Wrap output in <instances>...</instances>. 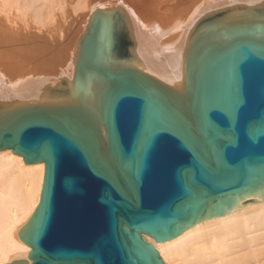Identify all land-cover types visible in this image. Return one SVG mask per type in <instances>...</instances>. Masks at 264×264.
Wrapping results in <instances>:
<instances>
[{"label":"water","instance_id":"obj_1","mask_svg":"<svg viewBox=\"0 0 264 264\" xmlns=\"http://www.w3.org/2000/svg\"><path fill=\"white\" fill-rule=\"evenodd\" d=\"M185 61L182 94L101 70L109 157L91 120L61 105H0V150L45 164L20 230L31 264H164L140 234L172 238L264 182V20L216 26Z\"/></svg>","mask_w":264,"mask_h":264},{"label":"bare ground","instance_id":"obj_2","mask_svg":"<svg viewBox=\"0 0 264 264\" xmlns=\"http://www.w3.org/2000/svg\"><path fill=\"white\" fill-rule=\"evenodd\" d=\"M256 19L264 0H0V53L10 56L0 55V105H61L91 120L109 157L101 70L131 69L182 94L195 38ZM6 42L22 47L20 58L13 50L9 59ZM44 176V163L0 150V264L32 263L20 230L40 206ZM226 197L222 215L166 240L140 237L164 264H264V182Z\"/></svg>","mask_w":264,"mask_h":264},{"label":"rangeland","instance_id":"obj_3","mask_svg":"<svg viewBox=\"0 0 264 264\" xmlns=\"http://www.w3.org/2000/svg\"><path fill=\"white\" fill-rule=\"evenodd\" d=\"M1 45H2V44H1ZM1 45H0V46H1ZM3 46H4V48L8 47L7 42L4 43ZM5 46H6V47H5ZM9 46H11V45H9ZM13 46H14V45H12V49L8 47V48L10 49L9 51L12 50L11 52L7 51L8 54H9V53H12L13 50H15V48L13 49ZM15 46H16V45H15ZM8 48H6V49H8ZM16 48H17V47H16ZM0 49H2V46H1ZM21 49H22V47H20V50H21ZM4 50H5V49H4ZM4 50L2 49V52H3ZM17 50L20 52L19 47H18V49H16L15 51L17 52ZM15 51H14V53H15L16 55H19V57H17V58H20V56H21L20 54H21V53L19 54V52H17V53H18V54H17ZM2 52L0 53V55L3 54V53L5 54L6 51H4L3 53H2ZM21 52H22V51H21ZM14 53H12V54L14 55ZM4 54L1 55V56H4L5 61H7V60H8L7 58L10 57V56H8V55H4ZM12 54H11V55H12ZM13 55H12V58H9V59L12 60V59H14V57H16V55H14V56H13ZM6 56H8V57H6ZM6 59H7V60H6ZM14 60H16V59H14ZM7 63H8V61H7Z\"/></svg>","mask_w":264,"mask_h":264}]
</instances>
